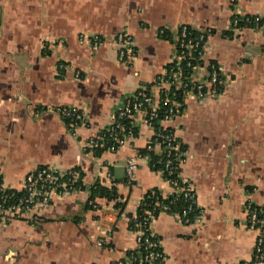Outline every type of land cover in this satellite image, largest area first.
<instances>
[{"label": "crops", "instance_id": "crops-1", "mask_svg": "<svg viewBox=\"0 0 264 264\" xmlns=\"http://www.w3.org/2000/svg\"><path fill=\"white\" fill-rule=\"evenodd\" d=\"M255 16L264 18V0H0V182L21 192L25 176L40 167L82 177L79 189L53 195L48 207L0 223V264H115L133 249L128 216L146 191H173L143 158L134 184H124L126 160L154 132L141 114L133 121L137 136L121 148L95 157L82 145L104 132L137 90L158 99L155 82L181 26L210 32L205 66L215 63L230 79L217 99H189L163 124L191 156L179 174L201 215L188 227L162 213L151 230L164 264L250 260L257 232L246 227V204L264 209V28L232 31L231 24ZM120 33L132 38L131 64L119 62ZM95 35L97 46L89 41ZM62 108L82 115L74 136ZM94 184L116 188L122 208L102 198L89 207Z\"/></svg>", "mask_w": 264, "mask_h": 264}, {"label": "built area", "instance_id": "built-area-1", "mask_svg": "<svg viewBox=\"0 0 264 264\" xmlns=\"http://www.w3.org/2000/svg\"><path fill=\"white\" fill-rule=\"evenodd\" d=\"M252 24V25H251ZM248 25L254 28H264V18L235 17L231 24L232 31H240ZM188 26H181L174 41V49L170 56V63L155 82L158 99H152L144 89L137 90L131 96L125 98L116 110L115 115L105 132L99 136L92 137L82 145L84 153H92L94 150L104 147L106 138H111L112 145L108 151L121 148L127 138L132 137L133 121L141 114L144 115V124L155 134L163 136L166 154L164 167L161 174L171 172L173 164H180L185 158L191 156L179 152L178 146L173 145L175 138L170 129L163 124L170 123L182 112L187 100L202 103L207 100L217 99L222 88L230 79L221 67L209 64L206 68L202 65L205 55L206 40L208 34L203 31L196 32L190 36ZM207 33H210L207 31ZM89 41L93 46L99 43L98 36H92ZM118 49L119 62L131 64L135 60V52L132 48V38L127 33H120L115 39ZM246 54V53H245ZM134 75H137L134 73ZM68 124V130L74 136V129L82 120L81 113L76 108H62L58 111ZM155 130V131H154ZM162 133V134H161ZM164 133V134H163ZM159 136H156L149 150L159 152ZM143 158L149 166V158L139 153L131 155L124 167L125 185L132 186L135 181V173L139 160ZM154 167V165H151ZM109 176V175H108ZM166 179V178H165ZM82 177L74 170L64 173L49 167H40L25 176L23 190L21 192H10L3 188L0 183V223L6 218H15L21 214H31L38 208L48 207L51 197L55 194L66 195L80 188ZM173 191L167 196L161 195L162 199L175 196L188 202L181 214H177L181 223L188 227H194L201 215L196 204V196L193 187L180 175L178 179H166ZM79 187H76V184ZM23 193V194H20ZM174 200H170V203ZM92 206L95 205L92 203ZM197 208V214L191 219L188 214ZM143 214V227L133 228L135 245L128 254L116 261L115 264H164L165 256L159 241L155 238L151 226L162 213L173 214L169 205L162 204L158 198L152 203V208L145 209ZM246 227L257 232L254 252L250 260L237 261L231 264H264V209L246 204ZM136 217V215L134 216ZM129 219V218H128ZM117 220L113 221V226ZM100 246L101 243L97 242Z\"/></svg>", "mask_w": 264, "mask_h": 264}, {"label": "trees", "instance_id": "trees-1", "mask_svg": "<svg viewBox=\"0 0 264 264\" xmlns=\"http://www.w3.org/2000/svg\"><path fill=\"white\" fill-rule=\"evenodd\" d=\"M251 25H248L247 27H250ZM188 30H189L190 36L194 37L196 33L193 32V30L190 28H188ZM206 34H208V36L210 35V33H207V32H206ZM160 36H162L163 38H169V34L167 31L162 32V34ZM204 60H205V55H204V59L202 60L203 66H205ZM212 64H215V63H212ZM145 92L148 93L147 91H145ZM104 132H105V130H104ZM171 133H172V131H171ZM155 135L159 136L158 134H155ZM133 136L134 137L137 136V130H136V128L132 127V137ZM156 136H154V134H153V137L151 138V142L148 145L153 144V140ZM163 138L164 137L161 135V136H159V139H158V141L160 143V145H159L160 154L157 155V154H155L154 150H149L148 145L144 149L139 151V154H141L143 157L146 156L149 158V166L148 167L151 170L158 171V170L163 169V167H164V161H165L166 154L164 151L165 150L164 149L165 143H164ZM172 144L178 146L176 139L174 140V142H172ZM111 145H112L111 138H106L104 147L94 150L92 152L93 156H95V157L100 156V154L103 151L108 150V148ZM178 149H179V152L182 153V149L179 146H178ZM151 165H154V167H151ZM162 175L166 179H178L179 175H180L179 174V164L175 162L172 166L171 172L170 173L164 172V174H162ZM76 187H79L78 183L76 184ZM10 192H15V191L7 190V193H10ZM20 194H23V193H20ZM96 198H102V199H105L106 201L113 202L114 207L117 210H120L123 206V203L121 201L122 197L118 194L116 188L108 189V188H105L99 184L91 185L89 188V195H88L89 207H92V203L94 204V200ZM157 198L162 204H165V205L168 204L169 208L173 214H181L183 209H185L188 205L187 201H184L181 199L175 200L176 197L173 195L168 197L169 199H162L161 193L159 190H157V189L148 190L145 192V194L143 195V197L141 198V200L138 204V207L136 209V214H135L136 217L132 218L131 215L128 216L130 229H133V228L139 229V228L143 227V224H142L143 223V215H142L143 213L142 212H143V210H145L147 208L148 209L152 208V203L156 202ZM170 200H174V203H172V202L170 203ZM197 210L198 209L195 208V210H193L192 213L188 214V217H190L192 219L194 217V215L197 214Z\"/></svg>", "mask_w": 264, "mask_h": 264}]
</instances>
